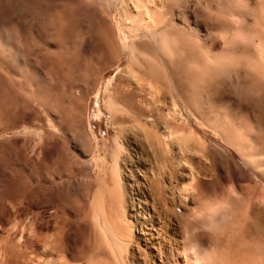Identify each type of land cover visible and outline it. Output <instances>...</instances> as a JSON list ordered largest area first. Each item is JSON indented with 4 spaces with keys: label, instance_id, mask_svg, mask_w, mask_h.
Wrapping results in <instances>:
<instances>
[{
    "label": "rangeland",
    "instance_id": "obj_1",
    "mask_svg": "<svg viewBox=\"0 0 264 264\" xmlns=\"http://www.w3.org/2000/svg\"><path fill=\"white\" fill-rule=\"evenodd\" d=\"M98 1L0 0V264H115L117 229L130 263L161 264L144 239L159 225L180 240L173 264H264V75L248 65L264 47V0H191L194 56L158 50L161 95L137 90L127 67L128 0ZM113 97L125 110L114 116Z\"/></svg>",
    "mask_w": 264,
    "mask_h": 264
},
{
    "label": "bare ground",
    "instance_id": "obj_2",
    "mask_svg": "<svg viewBox=\"0 0 264 264\" xmlns=\"http://www.w3.org/2000/svg\"><path fill=\"white\" fill-rule=\"evenodd\" d=\"M71 1V0H69ZM92 0H90L89 3H91ZM95 1V0H94ZM98 1V0H97ZM102 2L98 1V4L102 3L107 5H103L102 6V9L104 10L105 7H109L108 4L104 3L103 0H101ZM108 1V0H107ZM201 0H199L200 2ZM88 2V0H87ZM85 3V2H84ZM94 3V2H93ZM86 4V3H85ZM97 4V3H96ZM110 4V3H109ZM120 4V3H119ZM197 4V2H191V0H128V3H125L123 4L122 6V10H120L121 12L119 13L123 18L124 20L126 21L127 23V26L129 27L130 29V32L132 34L133 37L137 38L136 41H131L130 44L127 46V48L125 50H127L125 54V59L127 60V63H128V68L129 70L131 71V73L133 74L132 76L135 77L136 79V87H137V90L139 91H145L147 90L148 91H154L155 94H159L161 95V68L164 70L166 69V65L168 63V60H162L161 57L159 56V53H158V50H160L161 52V47L162 48H166L167 51H174V48L176 46H178L179 48H183L184 45H188L190 46V48H188L186 51H185V55L184 57H190V58H193L194 56V51L192 49V43L193 41L195 40V38L198 36V33H197V28L194 27L191 23H189L188 21V18L190 16V14H192V6ZM74 7H77L75 6V4H73ZM95 5V4H94ZM100 5H99V8H100ZM71 6V5H70ZM69 6V7H70ZM97 6V5H96ZM195 6V5H194ZM79 7V6H78ZM77 7V8H78ZM95 7V6H94ZM110 8V7H109ZM180 8H183L184 9V12L183 11H180ZM207 8V7H206ZM83 9V8H82ZM102 10V11H103ZM194 10V9H193ZM75 11V10H74ZM109 11V9H108ZM106 11L108 14V17H109V12ZM185 12H187L185 14ZM116 15V14H115ZM195 15V14H194ZM73 16V15H72ZM110 19V18H109ZM249 19V18H248ZM77 21V20H76ZM78 22V21H77ZM256 24V23H255ZM79 25V24H78ZM77 25V26H78ZM76 26V22H75V19L72 18L71 16L68 17L67 19V23H66V35L70 38H74L77 36V33L76 31L78 32V28L81 29V26L77 27ZM247 26V25H246ZM77 27V28H76ZM83 29V27H82ZM81 29V30H82ZM205 29V28H204ZM207 30V29H206ZM258 30V29H257ZM262 30V28H261ZM84 31V30H83ZM264 31V29H263ZM85 32V31H84ZM83 32V34H84ZM87 33V31H86ZM85 33V34H86ZM84 34V36H85ZM261 34H264L263 32ZM79 35V34H78ZM82 35V34H81ZM254 36H256L254 33H253ZM250 36V35H249ZM258 37H262V35H257ZM256 36V38H257ZM80 37V36H78ZM132 37V38H133ZM253 37V36H251ZM80 38H84V37H80ZM254 38V37H253ZM255 39V38H254ZM134 40V39H133ZM249 40V39H248ZM204 42V41H202ZM206 46V45H205ZM263 46V45H262ZM208 47V46H207ZM202 48V47H201ZM264 49V47H261V53L262 55H258L260 57V60L258 61V57L257 60L255 59V62H257L255 64V62H250L251 64H248V65H251V67L255 68V66L259 67V64H260V67L258 68L259 70L258 71H261V73L264 75V52H262V50ZM209 50V49H208ZM171 53V52H170ZM202 53V52H201ZM180 54V53H179ZM207 54V53H206ZM182 55V54H181ZM205 55V54H204ZM197 56V55H196ZM183 58V55L181 56ZM180 57V61H182ZM251 57V56H250ZM253 57V55H252ZM28 58V57H27ZM101 58V57H100ZM205 58L208 59V57L206 56ZM254 58V57H253ZM32 59V58H31ZM30 59V60H31ZM210 59V58H209ZM178 60V61H179ZM189 60V59H188ZM262 61V64L261 62ZM177 62V61H176ZM201 62V61H200ZM29 63V62H28ZM43 63V62H42ZM188 63V62H187ZM192 63V62H191ZM198 63V62H197ZM197 63L194 62V65H198ZM206 63V62H205ZM204 63V64H205ZM259 63V64H258ZM100 64V63H99ZM175 64V63H173ZM201 64V63H200ZM191 65V64H190ZM193 64L190 66V68L192 66H194ZM206 65V64H205ZM208 65V64H207ZM255 65V66H253ZM176 66V65H175ZM196 66H194L196 68ZM92 67H94L92 65ZM180 67V66H179ZM250 67V66H249ZM252 68V69H253ZM5 69V68H4ZM95 69V68H94ZM179 69V68H178ZM257 70V68H255ZM14 70V69H13ZM254 70V69H253ZM25 71V70H24ZM90 71V70H89ZM129 71V72H130ZM172 71V70H171ZM196 71V70H195ZM203 72V71H202ZM201 72V73H202ZM255 72V70H254ZM253 72V73H254ZM257 72V71H256ZM27 73V72H26ZM90 73V72H89ZM196 73V72H195ZM259 73V72H258ZM25 74V73H24ZM80 74V73H79ZM28 76V74H26ZM86 75V74H84ZM90 75V74H89ZM206 74L203 73V76H205ZM259 75V74H258ZM82 76V75H80ZM88 76V75H86ZM183 76V75H182ZM257 76V75H256ZM29 77V76H28ZM83 77V76H82ZM85 77V76H84ZM89 77H87L88 79ZM131 78V77H130ZM23 79V77H22ZM28 79V78H27ZM98 79V78H97ZM132 79V78H131ZM130 79V80H131ZM134 79V78H133ZM132 79V80H133ZM178 79V78H177ZM258 79V78H256ZM262 79V78H261ZM90 80V79H89ZM130 80H128L130 82ZM187 80V79H186ZM30 81V80H29ZM262 81V80H261ZM87 83H89L87 80H86ZM263 82V81H262ZM261 82V83H262ZM79 83V81H78ZM81 83V82H80ZM264 83V82H263ZM262 83V84H263ZM259 84V83H258ZM83 85V84H82ZM86 85V84H85ZM130 85H131V82H130ZM134 85V84H133ZM177 85V84H176ZM187 85V84H186ZM260 85V84H259ZM86 87V86H85ZM130 87V86H129ZM179 87V86H178ZM75 88V87H74ZM84 88V87H82ZM82 88H81V91H82ZM128 87H126L127 89ZM183 88V86H182ZM54 89V88H53ZM78 89V88H77ZM85 89L84 88V93H85ZM175 89V87H174ZM178 89V88H177ZM80 90V89H79ZM262 90L264 91V87H262ZM125 91V90H124ZM171 91V90H170ZM39 92V91H38ZM37 92V93H38ZM55 92V91H54ZM74 92V91H73ZM131 92V90H130ZM128 92V93H130ZM137 92V91H136ZM178 92V91H177ZM36 93V94H37ZM41 93V92H40ZM40 93L37 94L40 96ZM125 93V92H124ZM132 93V92H131ZM150 93V92H149ZM115 94V92H114ZM113 94V95H114ZM117 94V93H116ZM115 94V95H116ZM127 94V93H126ZM144 94H147V93H144ZM153 94V93H152ZM183 94V93H182ZM35 95V94H34ZM33 96L34 97H37L36 95ZM42 95V93H41ZM53 95V94H52ZM74 95V94H73ZM133 95V94H132ZM138 95V94H137ZM141 95V94H140ZM143 95V94H142ZM158 95V96H159ZM117 96V95H116ZM263 96V95H262ZM52 97V96H51ZM123 97V96H122ZM152 97V96H151ZM41 97H38V102L39 104L43 105V104H46V99L44 97V100L46 101L45 103L42 102V99H40ZM72 98V97H71ZM70 98V99H71ZM77 98V96L75 97ZM73 98V99H75ZM114 98V106L112 107V114L114 116V111L115 109L118 107H122V106H117V101H118V98L116 100V97H113ZM147 98V97H146ZM149 98V97H148ZM185 98V97H184ZM35 99V98H34ZM33 99V100H34ZM58 99V98H57ZM122 99V98H121ZM127 99V97H126ZM132 96L129 95L128 96V102H131L132 100ZM135 99V98H134ZM142 99V98H141ZM43 100V101H44ZM48 100V99H47ZM53 100V99H52ZM145 100V99H144ZM36 101V100H35ZM71 102V101H70ZM143 102V101H142ZM43 103V104H42ZM73 103V102H71ZM119 103V102H118ZM122 103V102H121ZM133 103V102H132ZM136 103V102H135ZM48 104V103H47ZM52 104V103H51ZM146 103H144V107L145 106H148V105H145ZM44 106V105H43ZM125 106V105H124ZM141 106V105H140ZM126 107V106H125ZM124 107V108H125ZM117 108V109H118ZM129 108H130V105H129ZM49 109V108H48ZM121 109V108H119ZM132 109H136V107H132ZM121 110H124V109H121ZM141 110V109H139ZM118 111V110H117ZM120 111V110H119ZM125 111V110H124ZM123 111V112H124ZM131 111V110H129ZM128 111V112H129ZM145 111V110H144ZM143 111V112H144ZM158 111V110H157ZM51 112H52V109H51ZM135 111H132L131 113H134ZM142 112V111H141ZM146 112V111H145ZM150 112V110H149ZM122 113V112H121ZM111 114V115H112ZM117 115V113H115ZM138 114V111L137 113ZM146 114V113H145ZM120 115V114H119ZM124 115V113H123ZM131 115V114H130ZM140 115V113H139ZM129 116V115H128ZM150 116V115H149ZM116 117V116H115ZM136 117V116H135ZM144 117V116H143ZM147 117V116H146ZM131 118V117H130ZM140 118V117H139ZM126 116H121V117H116V120L120 121V122H126ZM130 120V119H129ZM141 121V120H139ZM145 121V120H144ZM129 122V121H128ZM134 122V120H133ZM137 123V121H135ZM143 122V121H142ZM141 123V122H140ZM115 124V123H114ZM128 124V123H127ZM152 124V123H151ZM135 125V124H133ZM139 125V124H138ZM153 125V124H152ZM123 128V127H122ZM143 128V127H142ZM145 128V127H144ZM149 129V127H148ZM152 129V127H151ZM150 129V130H151ZM138 130V129H137ZM144 131V130H142ZM155 132V131H154ZM49 134V133H48ZM146 134V133H145ZM153 134V133H152ZM150 135V134H149ZM148 136V135H147ZM145 136V137H147ZM156 139V138H155ZM53 162V161H52ZM50 162V163H52ZM55 162V161H54ZM49 163V162H48ZM47 163V165H48ZM49 163V164H50ZM257 163V162H256ZM56 164V162H55ZM58 164V163H57ZM52 166V165H51ZM52 168V167H51ZM55 168V167H54ZM59 171V170H58ZM262 173V172H261ZM24 182V181H23ZM155 184V183H154ZM158 185V184H157ZM35 187L37 188V186L35 185ZM42 187V186H41ZM40 188V187H39ZM163 193V192H162ZM161 196V195H160ZM104 199V198H103ZM55 202V201H54ZM51 203V204H54ZM55 207V206H53ZM56 208V207H55ZM54 208V209H55ZM161 208V207H160ZM57 209H60L59 207H57ZM56 209V210H57ZM61 210V209H60ZM63 210H65L63 208ZM110 210V209H109ZM146 210V209H145ZM54 212V210H53ZM58 213H59V210H58ZM65 213V212H64ZM63 213V215H64ZM148 213V212H147ZM66 214V213H65ZM101 214V213H100ZM58 217H59V214H57ZM116 215V214H115ZM160 216V211L157 207L155 206H152V214L150 215L149 217V221H150V227L151 229L156 226L155 224V221L153 220V218L156 219L157 222H159L158 220V217ZM118 218V217H117ZM148 218V216H147ZM61 219V217H60ZM64 219V218H63ZM204 219V218H203ZM104 220V219H103ZM118 220V219H117ZM99 221V220H98ZM97 221V223H98ZM147 221V220H146ZM117 222V221H116ZM148 222V221H147ZM57 223V222H56ZM63 223V222H62ZM100 223V222H99ZM103 222H101L102 224ZM114 223V222H113ZM60 224V223H59ZM65 224V223H64ZM147 224V223H146ZM67 225V223L65 224ZM119 225V224H117ZM58 226V225H57ZM116 226V225H115ZM97 227V226H96ZM113 227V226H112ZM149 227V228H150ZM193 227H194V222L191 220H185V229H186V234H185V243L184 245L182 246V250L185 252L186 249H192L193 248V245H192V241L194 239V233H193ZM110 228V227H109ZM100 229V228H99ZM57 230V229H56ZM102 230V229H100ZM153 230V229H152ZM157 232H146L144 233V235H146V237L144 239H146V242H145V247L147 248H155V251L156 253L153 254V255H148L150 256L149 261H151L152 257H156L155 258H158V261L161 263V264H173V261L172 260L173 258L176 259L177 255L180 253L179 252V242L180 240H176L175 238L171 237L170 235L167 234V231L165 230V228H163L162 225H159V227H157ZM160 231H161V234H160ZM100 232V231H99ZM103 232V231H102ZM109 232V231H108ZM113 232V231H112ZM157 234V236H161V240L159 241L157 236L153 237L154 234ZM98 234V233H97ZM105 234V233H103ZM111 234V232H110ZM114 236H112V245L110 246V250L112 251V255H113V258L115 260V264H132L130 263V260H128V256L127 254L125 255H122L121 254V251H122V247L124 246L126 240H128L124 233L117 229L114 233ZM58 235V234H57ZM100 235V234H99ZM112 235V234H111ZM233 235V234H232ZM38 236V235H37ZM55 236V235H54ZM38 237H41V236H38ZM43 237V235H42ZM41 237V238H42ZM56 237V236H55ZM62 237V236H61ZM64 237V236H63ZM67 237V236H66ZM110 237V235H109ZM65 238V237H64ZM108 238V237H107ZM39 239V238H37ZM44 239V238H42ZM42 239H40L42 241ZM156 240L155 242H153V240ZM202 239V238H201ZM47 239H44L43 240V244H47V241H45ZM67 240V239H66ZM108 240V239H107ZM130 240V239H129ZM183 240V239H182ZM55 241V240H53ZM204 241V238L203 240ZM60 242H64L63 239L60 241ZM102 242V241H101ZM52 243V242H51ZM123 243V245H122ZM50 244V243H49ZM68 244V243H67ZM55 246V242H54V245L50 244V247L46 245H43V247H49V248H46L48 250H46V252H44V255L45 254H50L52 253V249L56 252V250L54 248H58V247H54ZM114 246L116 249H119L118 250V253L119 254H116L115 253V250H114ZM126 246V244H125ZM7 247V246H6ZM195 248V247H194ZM3 250V249H2ZM6 250V249H4ZM45 250V248H44ZM10 251V250H8ZM53 251V252H54ZM60 253V252H58ZM55 254V253H53ZM66 254V253H64ZM186 253H184L185 255ZM52 255V254H50ZM60 255V254H59ZM59 255L57 254V257L59 258ZM180 255V254H179ZM183 255V256H184ZM187 255V254H186ZM9 256H10V252H9ZM7 256V257H9ZM188 256V255H187ZM4 257V256H3ZM6 257V258H7ZM189 257V256H188ZM60 259L63 260V256L61 255L60 256ZM64 259H65V256H64ZM59 260V259H58ZM106 260V259H105ZM65 262H62L61 260L60 261H57L56 263H53L51 261H45L46 264H64V263H67L66 260H64ZM104 261V260H103ZM155 261V260H154ZM11 262V261H10ZM107 262V261H106ZM109 262V260H108ZM244 260H240L239 263H243ZM44 263V264H45ZM105 263V261H104ZM114 263V262H113ZM237 263V264H239ZM250 263V262H249ZM6 264V262H5ZM106 264V263H105ZM109 264V263H107Z\"/></svg>",
    "mask_w": 264,
    "mask_h": 264
}]
</instances>
